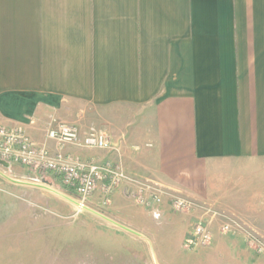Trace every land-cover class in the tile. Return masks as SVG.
Returning a JSON list of instances; mask_svg holds the SVG:
<instances>
[{
	"label": "crops",
	"instance_id": "0c3cea01",
	"mask_svg": "<svg viewBox=\"0 0 264 264\" xmlns=\"http://www.w3.org/2000/svg\"><path fill=\"white\" fill-rule=\"evenodd\" d=\"M51 118L113 149L48 140ZM0 123L197 205L183 221L166 198L143 207L120 186L102 213L152 243H182L205 215L228 264H264L246 245L264 236V0H0ZM0 170L63 189L51 173ZM221 222L239 229L220 235Z\"/></svg>",
	"mask_w": 264,
	"mask_h": 264
},
{
	"label": "rangeland",
	"instance_id": "374dc122",
	"mask_svg": "<svg viewBox=\"0 0 264 264\" xmlns=\"http://www.w3.org/2000/svg\"><path fill=\"white\" fill-rule=\"evenodd\" d=\"M11 167L26 168L16 164H11ZM20 171L7 173L10 176H13V173L20 175ZM59 190L66 193L63 189ZM92 204L89 206L96 209ZM101 212H106V208ZM176 214L181 216L183 221L188 219L184 215L188 213ZM200 218L208 221L205 215L191 218V223H188L189 231L182 243H152L158 264H228L233 251L226 240L217 243V240L212 242L211 238L207 245L198 247L189 244L193 226ZM223 224L221 222L217 225L220 235L236 234L223 232ZM250 233L262 244L263 250L259 251L255 243L251 244L246 238L247 247L252 251V255L264 256V236L253 231ZM249 234L246 232V236ZM0 264L155 262L142 239L48 191L12 184L0 178Z\"/></svg>",
	"mask_w": 264,
	"mask_h": 264
},
{
	"label": "built area",
	"instance_id": "2783aa9c",
	"mask_svg": "<svg viewBox=\"0 0 264 264\" xmlns=\"http://www.w3.org/2000/svg\"><path fill=\"white\" fill-rule=\"evenodd\" d=\"M45 138L60 145L98 150L113 149V143L107 133L95 127H89L81 133L77 125L57 118H51L48 122ZM0 160L10 165H22L37 173H51L60 181L66 194L72 195L88 206L99 192L98 211L108 207L113 193L129 182L133 185L134 200L140 206L150 208L159 205L166 198L174 212L190 213L197 208V205L187 198L166 197L164 192L130 179L127 171L118 162L52 152L31 140L22 129L7 127L2 123H0ZM209 224L210 220L201 218L195 222L188 239L191 246H205L211 241ZM238 229L239 226L235 222H225L222 226V231L225 233H236ZM246 238L251 244L255 243L259 251L263 250L262 244L254 235L250 233Z\"/></svg>",
	"mask_w": 264,
	"mask_h": 264
},
{
	"label": "water",
	"instance_id": "95a60500",
	"mask_svg": "<svg viewBox=\"0 0 264 264\" xmlns=\"http://www.w3.org/2000/svg\"><path fill=\"white\" fill-rule=\"evenodd\" d=\"M0 166H2L3 168H9L10 167V164L7 163V162H4V161H1L0 160ZM0 177H2L3 179L7 180L8 182L10 183H13V184H16V185H23V186H31V187H35V188H40V189H43L45 191H48L50 193H52L53 195L69 202L70 204L76 206L77 208L79 209H82L84 211H87L93 215H95L96 217L128 232V233H131L139 238H141L142 240H144L149 248V252H150V255L153 256V260L155 262V264H158L156 258H155V251H154V248H153V244H152V241L144 234L126 226V225H123L119 222H117L116 220L112 219L111 217L107 216L106 214L86 205V204H83L81 203L80 201H78L77 199L73 198L72 196L60 191L59 189L55 188L52 186L51 183H49L47 180L45 179H41L39 182H33V181H28V180H21V179H17V178H14L10 175H8L6 172L0 170Z\"/></svg>",
	"mask_w": 264,
	"mask_h": 264
}]
</instances>
